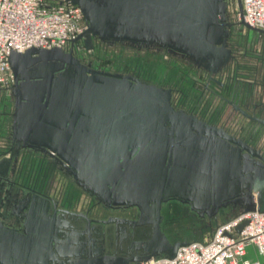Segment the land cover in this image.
<instances>
[{
    "label": "water",
    "instance_id": "water-1",
    "mask_svg": "<svg viewBox=\"0 0 264 264\" xmlns=\"http://www.w3.org/2000/svg\"><path fill=\"white\" fill-rule=\"evenodd\" d=\"M63 1L76 6L85 23L68 51L31 48L8 57L10 142L55 152L74 170L77 186L97 203L135 207L138 215L90 222L61 212L50 223H39L36 234L0 230V264L171 259L187 242L170 243L161 230V207L169 200L187 205L200 219H215L238 201L242 212L264 211L259 202L264 170L240 166L222 130L173 111L168 90L93 70L80 64L71 49L80 38L86 48L92 47L91 38L154 44L203 62L212 74L231 55L232 27L264 35L243 22L240 0H235L237 24L228 21L225 0Z\"/></svg>",
    "mask_w": 264,
    "mask_h": 264
},
{
    "label": "flooded vegetation",
    "instance_id": "flooded-vegetation-1",
    "mask_svg": "<svg viewBox=\"0 0 264 264\" xmlns=\"http://www.w3.org/2000/svg\"><path fill=\"white\" fill-rule=\"evenodd\" d=\"M228 2L229 0H225L227 5ZM83 40L84 38H80L72 45V55L80 64L89 65V68L95 70V66L93 67L88 55L97 40L91 38V48H86ZM101 44L111 45L116 43ZM118 44L136 49L165 51L173 57L188 62L196 71L200 72V78H203L205 83V91L215 101L212 106L204 111H202V108L196 109L194 105L188 104L187 100L181 101L179 104L174 103L171 88L144 82L135 74L117 75L129 76L142 84L168 90L170 94L169 104L173 111H181L185 115H192L199 122L222 130L230 139L227 150L235 156L237 153L240 158V166L250 164L249 166H252L253 169L264 170V71L261 69L259 72L255 69L252 70L253 72L251 70L249 72L240 70L238 57L229 46L228 41L227 48L230 50L231 55L221 68L212 74L203 69V62L193 63L186 56L172 49L157 47L154 44ZM78 46H80L82 55H79L78 51L75 50ZM68 49L64 51L67 52ZM99 69L97 71L108 73L101 70V68ZM238 73L242 75H238ZM212 86L215 88L213 89ZM238 90L239 102L228 99L227 94ZM1 93L8 94L11 99V106H13L10 90L8 92L0 91ZM1 110L0 106V136H4V142L1 144L3 150H0V230H5L17 236H26L28 233L36 234L39 223H50L51 218L55 219L61 212L68 215L73 214L80 218L85 217L90 222H102L111 218L136 219L138 211L135 207L115 206L112 203L104 206L97 203L89 193L82 191L71 175L74 170L61 161L55 152L43 151L34 145H26L25 148H20L19 145L11 144L10 116L12 108L7 114ZM252 127L255 128V131L250 133ZM48 176L52 180L58 176L62 178L70 189H76L80 192L81 201L83 200V202L75 207L74 205L71 206V202L63 204L64 202L60 201L58 197L51 193L48 194L43 189V184L47 183ZM255 197L253 195V198ZM259 202L261 205L264 202V190L259 195ZM168 204L179 205L190 214L192 213L187 205L176 200H169L163 204L161 211ZM221 211L236 214L242 212L243 207L241 201H238L236 204L221 209L218 214ZM192 214L196 216V214ZM204 220L214 221L215 219L206 216L200 219L201 222Z\"/></svg>",
    "mask_w": 264,
    "mask_h": 264
},
{
    "label": "built area",
    "instance_id": "built-area-1",
    "mask_svg": "<svg viewBox=\"0 0 264 264\" xmlns=\"http://www.w3.org/2000/svg\"><path fill=\"white\" fill-rule=\"evenodd\" d=\"M240 4L243 22L264 31V0H240ZM84 30L79 9L69 2L0 0V91L8 92L13 85L8 64L11 52L23 53L31 48L67 50ZM243 222L245 225L236 232ZM250 246L264 261L263 210L239 213L218 225L208 240L179 247L171 259L156 258L140 264H259L245 258Z\"/></svg>",
    "mask_w": 264,
    "mask_h": 264
},
{
    "label": "rangeland",
    "instance_id": "rangeland-1",
    "mask_svg": "<svg viewBox=\"0 0 264 264\" xmlns=\"http://www.w3.org/2000/svg\"><path fill=\"white\" fill-rule=\"evenodd\" d=\"M226 13L230 23L239 22L235 0H229L228 5L226 4ZM261 39H264L263 35L246 30L242 26L236 25L229 30L228 43L238 57L240 70L249 72L255 69L259 72L261 69L264 71V44ZM93 45L88 58L93 67L95 66V70L101 68L112 74L138 75L144 82L171 88L174 103L179 104L187 100L188 104L194 105L196 109L202 108V111L215 103L204 89L205 83L203 78H200L201 73L188 62L173 57L165 51L130 48L118 43L106 45L99 41L94 42ZM78 48L80 49V46ZM78 54L82 55V52L78 50ZM238 75L242 74L238 73ZM212 88L215 87L212 86ZM238 93L239 90L227 94V97L239 102ZM0 102L1 111L6 114L10 112L12 106L8 94L1 93ZM254 131L255 128L252 127L249 132ZM3 142L4 136H0V150H3L1 148ZM49 178L50 176L46 179L47 183L43 184V189L48 194L55 195L64 202L63 204L71 202V206L75 207L83 202L80 192L70 189L62 178L59 176L53 180ZM238 214L221 211L214 221L201 222L199 218L182 209L181 206L168 204L161 211L163 219L161 230L170 243L203 242L211 237L218 225ZM251 256L253 260H259L257 255L251 254Z\"/></svg>",
    "mask_w": 264,
    "mask_h": 264
},
{
    "label": "crops",
    "instance_id": "crops-1",
    "mask_svg": "<svg viewBox=\"0 0 264 264\" xmlns=\"http://www.w3.org/2000/svg\"><path fill=\"white\" fill-rule=\"evenodd\" d=\"M259 35H262V34H259ZM261 42H262V44H264V39H261ZM251 254L257 255L255 250H254V248L250 246V247L246 248L245 258L248 259V260H251V261H257L259 264H264V261H263L262 257L257 255L259 257V260H256V259L253 260Z\"/></svg>",
    "mask_w": 264,
    "mask_h": 264
}]
</instances>
